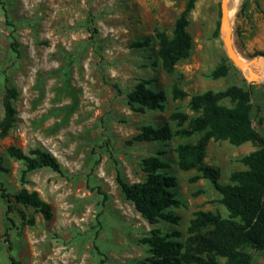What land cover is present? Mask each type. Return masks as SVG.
Wrapping results in <instances>:
<instances>
[{
  "label": "rangeland",
  "instance_id": "374dc122",
  "mask_svg": "<svg viewBox=\"0 0 264 264\" xmlns=\"http://www.w3.org/2000/svg\"><path fill=\"white\" fill-rule=\"evenodd\" d=\"M188 0H0V121L6 87L17 90L15 123L0 137V181L14 195L22 188L37 192L53 209L45 220L32 208L7 203L0 194V264H151L150 248L142 240L153 229L163 235L180 232L197 211L228 217L220 194L200 173L178 167L176 148L195 143L201 134L170 141L134 140L144 127L189 120L197 114L191 98L231 86L251 90L253 126L264 136V80L249 83L228 58L220 28L221 0H197L189 15L193 39L190 56L173 73H166L158 55L156 32L173 35L176 20ZM230 17L233 46L245 62L264 58V0H233ZM152 37L145 47H133ZM225 62V77L210 74ZM164 92L163 109L141 110L128 95L139 84ZM175 88L187 95L174 99ZM232 106L229 100L221 102ZM188 122L185 123V127ZM16 146L30 154L51 153L61 172L42 168L22 174L25 165L8 155ZM257 150L228 141H210L205 163L218 167L221 182L247 169L240 159ZM157 156L174 177L180 207L168 212L182 217L178 225H151L126 200L117 182L144 181L143 160ZM12 220V222H10ZM34 220V224L30 223ZM8 229L9 237H5ZM253 264H264V250Z\"/></svg>",
  "mask_w": 264,
  "mask_h": 264
},
{
  "label": "trees",
  "instance_id": "16d2710c",
  "mask_svg": "<svg viewBox=\"0 0 264 264\" xmlns=\"http://www.w3.org/2000/svg\"><path fill=\"white\" fill-rule=\"evenodd\" d=\"M197 0H188L185 10L175 22L173 35L156 32L158 55L163 70L173 73L177 64L190 56L193 39L188 31L189 15ZM152 37L138 41L133 47H145ZM225 62L212 71L213 79L228 74ZM186 93L178 88L173 92L174 99H184ZM17 98L14 87H6L3 108L4 117L0 121V137L8 136L15 123L16 109L13 102ZM131 104H138L141 110L163 109L166 101L164 92L155 93L145 84H139L128 95ZM252 93L247 88L231 86L223 91H206L191 98L190 107L197 116L190 119L182 113H174L171 119L178 122L173 132L168 124L160 128L144 127L134 138L137 141H170L174 137L189 138L195 134L201 137L195 143H184L176 148L178 167L181 171L196 170L200 173L191 179L209 180L220 194V204L228 211V217L211 211H197L187 227V237L180 240V232L163 235L153 229L150 236L142 240L150 248L151 264H253L254 254L264 250V136L253 126ZM229 100L232 106L221 102ZM188 125L185 127V123ZM228 141L236 147L248 142L256 145L257 150L244 156L240 162L247 167L244 171L232 173L230 183L221 182L218 167L205 163L210 141ZM8 155L25 165L22 181L28 173L42 168L61 172L58 160L49 152L36 149L27 154L23 149L10 146ZM167 164L160 157L151 156L143 160L145 180L129 184L121 176L117 182L127 201L135 210L155 225L160 221L178 225L181 216L168 212L180 207L174 188L177 181L164 170ZM0 194L7 203V214L12 213L14 204L32 208L47 221L53 218L52 206L44 201L37 192L22 188L10 194L0 181ZM12 222V220H10ZM34 224V220H30ZM5 237H9L8 229ZM13 264H20L11 258Z\"/></svg>",
  "mask_w": 264,
  "mask_h": 264
},
{
  "label": "water",
  "instance_id": "95a60500",
  "mask_svg": "<svg viewBox=\"0 0 264 264\" xmlns=\"http://www.w3.org/2000/svg\"><path fill=\"white\" fill-rule=\"evenodd\" d=\"M232 2L233 0H221L220 28L223 34V43L225 46L227 56L233 62V64H235L240 70H242L245 73V78L249 83L261 82L264 77V72L261 75L255 73L247 74L246 69L249 67V64L247 62H243L234 49L233 39H232V29L229 22V12L231 9ZM255 60L256 59L251 60V62Z\"/></svg>",
  "mask_w": 264,
  "mask_h": 264
},
{
  "label": "bare ground",
  "instance_id": "6f19581e",
  "mask_svg": "<svg viewBox=\"0 0 264 264\" xmlns=\"http://www.w3.org/2000/svg\"><path fill=\"white\" fill-rule=\"evenodd\" d=\"M236 7V3L235 2H232V5H231V9H230V12H229V20H230V17L232 15V13L234 12V9ZM243 62H245L243 59H242ZM249 64V67L246 69L247 71V74H250V73H255V74H263L264 72V58H261V59H257L253 62H248ZM263 80H264V77H263Z\"/></svg>",
  "mask_w": 264,
  "mask_h": 264
}]
</instances>
